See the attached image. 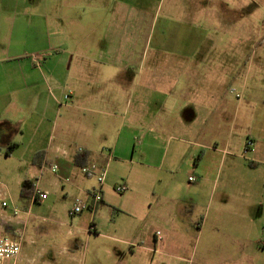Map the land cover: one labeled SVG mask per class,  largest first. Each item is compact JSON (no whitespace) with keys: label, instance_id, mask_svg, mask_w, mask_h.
Returning a JSON list of instances; mask_svg holds the SVG:
<instances>
[{"label":"crops","instance_id":"crops-1","mask_svg":"<svg viewBox=\"0 0 264 264\" xmlns=\"http://www.w3.org/2000/svg\"><path fill=\"white\" fill-rule=\"evenodd\" d=\"M178 1L182 17H216L226 29H234L236 13L227 0ZM45 2L52 6L59 0H0V154L17 155L34 176L57 168L53 173L75 202L62 210L54 189L46 188L49 198L35 201L38 186L28 181L25 199H11L7 210L0 209V236L22 244L19 260L4 264H264V221L255 217L248 192L234 186L240 174L231 170L221 183L219 172L200 170L205 151L218 153L220 144L204 141V125L193 123L202 112V94L201 87L194 91L188 83L198 84V76H170V71L158 74L154 69L130 76L134 61L109 64L100 57L98 65L119 73L108 75L97 68L71 77L75 64L79 72L90 68V60L49 40ZM112 9L113 14L116 7ZM49 16L59 19L53 12ZM240 17L245 20L244 13ZM182 68L187 70L180 64ZM207 111L218 114L219 107ZM220 127L217 119L209 129ZM261 134L249 132L244 148L249 140L254 144L249 156L240 159L264 163ZM180 154L192 155L196 163L185 171L183 182L176 174ZM85 155L86 163L108 168L103 201L95 210L85 207L70 216L78 198L86 202L98 187L97 179L83 176L76 165ZM191 176L196 182H190ZM118 185L128 187L121 199L112 192ZM184 185L196 197L186 199ZM86 208L90 213H84ZM105 209L117 211L116 237L101 233ZM84 237L89 246L97 240L92 251H84Z\"/></svg>","mask_w":264,"mask_h":264},{"label":"rangeland","instance_id":"rangeland-1","mask_svg":"<svg viewBox=\"0 0 264 264\" xmlns=\"http://www.w3.org/2000/svg\"><path fill=\"white\" fill-rule=\"evenodd\" d=\"M121 1L113 4L111 0H59L52 6L44 3L42 12L50 23L49 40L54 44H63L81 53L83 59L90 60V68L85 66L83 72L76 71L75 64L71 77L76 73L87 74L90 69L94 71L97 68L98 71L105 70L108 75L119 73L115 68L98 65L96 61L100 57L109 64L113 61L126 63L127 59L134 61L128 71L130 76H144L153 69L158 74L170 71L167 74L170 76L182 74L192 78L197 75L198 84L188 83V88L194 91L199 92L195 87H201L202 94L199 103L202 112L193 123L198 127L204 125V141L216 140L220 144L218 153L205 151L200 170L219 172L221 183L226 181L231 170L238 172L240 180L234 186L248 192L254 211L257 208L255 217L264 221V163L240 159L241 156H249L244 148L249 132L252 135L262 133L260 144L264 148V0H246L242 3L239 2L242 0H227L237 19L234 29L231 27L230 30L216 17H182L178 0ZM112 6L116 7L113 14ZM52 12L58 20L49 18ZM212 13L210 10V17H213ZM243 13L245 20L242 21L240 15ZM135 27L140 30L139 34L134 31ZM70 57L66 60V67ZM180 64L187 66V70H179ZM216 96L218 100L212 101V97ZM211 106L214 110L219 107V113L209 115L207 110ZM217 119L220 130L209 129ZM126 133V129H123L122 137ZM108 134L110 136L111 132ZM190 136L192 134L186 139H190ZM228 141L231 144L226 147L224 142ZM159 148L163 153L165 145L161 141ZM262 155L264 157V151ZM178 157L176 174L183 182L185 171L195 168L196 163L192 155L180 154ZM234 163L236 168L232 166ZM56 175L46 169L42 175L34 176L33 168L21 162L17 155L7 157L4 152L0 154V194L9 207L11 199H25L22 193L29 181L42 190L54 189L62 210L72 208L75 200L64 193L65 183L58 180ZM187 184L190 186L188 181ZM188 186H183L186 199L196 197ZM112 192L115 199H121L126 194L117 193L114 189ZM84 213L90 212L86 208ZM116 214L114 209H105L102 213V234L116 237ZM94 242L97 240L89 246V241L84 237V251H92ZM104 244L107 247V241Z\"/></svg>","mask_w":264,"mask_h":264},{"label":"built area","instance_id":"built-area-1","mask_svg":"<svg viewBox=\"0 0 264 264\" xmlns=\"http://www.w3.org/2000/svg\"><path fill=\"white\" fill-rule=\"evenodd\" d=\"M69 98V96H67ZM253 141L249 140L246 145L245 153L249 152V149L253 146ZM83 148H79V152H83ZM53 172H57V168L52 169ZM80 171L83 176L87 178L95 177L98 182V187L94 189L90 195L89 199L84 202L82 200H77V203L74 209L70 212V216H76L81 214L85 207H89L92 210H95L96 206L103 201V192L102 186L105 184L108 168L107 166L100 167L98 164H88L87 166L81 167ZM191 183L196 182L197 178L195 176H191L189 178ZM128 190L126 185H118L115 188L117 193H125ZM0 194V209L7 210L9 208V203L2 197ZM49 198V194L44 192L39 187H36L33 199L35 201H46ZM18 213L17 210H14V214ZM92 232V230H91ZM22 252V244L21 241L14 240L12 237L8 235L0 236V264H4V262L8 260H13L17 262Z\"/></svg>","mask_w":264,"mask_h":264},{"label":"trees","instance_id":"trees-1","mask_svg":"<svg viewBox=\"0 0 264 264\" xmlns=\"http://www.w3.org/2000/svg\"><path fill=\"white\" fill-rule=\"evenodd\" d=\"M82 153V152H81ZM86 155L82 158H77V160H76V165L77 166H81V167H84V166H87L88 165V163H86ZM22 196L23 197H26L27 195L25 194V190H23V193H22Z\"/></svg>","mask_w":264,"mask_h":264}]
</instances>
